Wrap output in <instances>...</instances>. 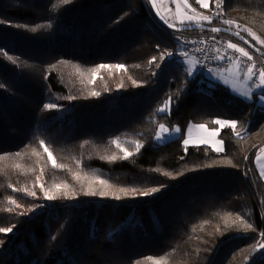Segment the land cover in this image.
<instances>
[{
	"label": "trees",
	"instance_id": "obj_1",
	"mask_svg": "<svg viewBox=\"0 0 264 264\" xmlns=\"http://www.w3.org/2000/svg\"><path fill=\"white\" fill-rule=\"evenodd\" d=\"M225 9L240 28L205 22L264 49L243 30L264 40V0ZM185 52L148 0H0V264H264V106L192 74ZM216 119L243 137L223 128L224 152L157 140Z\"/></svg>",
	"mask_w": 264,
	"mask_h": 264
},
{
	"label": "snow or ice",
	"instance_id": "obj_2",
	"mask_svg": "<svg viewBox=\"0 0 264 264\" xmlns=\"http://www.w3.org/2000/svg\"><path fill=\"white\" fill-rule=\"evenodd\" d=\"M60 2L62 4H68L71 2V0H60ZM173 2L177 3V10H179V0H173ZM223 2L224 0H216V8L219 9L215 14L217 16L221 15L222 14V5H223ZM151 3L152 5L155 7L156 5V0H151ZM196 3L199 4L200 6L204 7V8H207L209 7V0H196ZM183 4L188 8L190 9L193 13H196V10L194 8L191 7L190 4H188V0H183ZM184 16H185V19L187 21H194L196 23H200L201 20H211L212 17L211 16H204L202 14H199V13H196L195 15H188L187 13H184ZM163 18V17H162ZM183 22V21H182ZM224 23L225 24H228V25H233L235 24L237 28H240L241 25L237 23V21L235 20H231V19H228V20H224ZM173 27H175V25H172ZM37 27H40V26H37ZM36 29L33 28L32 31H35ZM244 31L248 32L250 35L254 36L257 40L260 41L261 44H264V40H261L259 36L256 35L255 32L252 31L251 28L247 27V26H244L243 28ZM212 31L214 32H219L221 31L220 28H213ZM240 33L237 32L236 35H239ZM227 47L228 48H231V49H234L236 50L237 52H239L241 55L245 56V57H248L249 60H251V56L249 55L248 51L245 50V48L243 47H239L237 44H234L232 42H228L227 44ZM169 56L172 55L171 53L168 54ZM182 55L184 56H187L188 53H182ZM8 59H12V57H8ZM221 59H223V57H221ZM153 61L156 60L155 57L152 58ZM192 61L190 60L189 61V64H191ZM239 63V62H237ZM100 69H106V68H111V67H115L117 69H125L126 70V66L125 65H122V64H118V65H106V64H101L98 66ZM94 73H95V70H93ZM245 75L247 76V79L248 80H253V77H258V82L256 81H253L254 82V85L255 87H264V68H260L258 70H256V65L253 63L251 66H249L247 69H246V72H245ZM134 84H136V81H133ZM93 96H98L100 95V93L98 92H93L91 93ZM251 94V91L249 90V92L245 93V95H250ZM171 105V98H169V100L165 103L164 107H162L160 109L161 112H165L169 109ZM44 107L46 109H53V108H56L57 105L55 104H46L44 105ZM214 124L216 125H219L218 128H212V129H209V133L211 136L215 137V136H218L220 131L227 127V128H230L234 135L237 136V137H240V138H243L242 135H241V132L240 131H236L237 129V125H238V122L237 121H229V120H221V119H216L213 121ZM194 127L196 128H201V129H206V125H195ZM161 130L162 131H167V129L165 128L164 125H161L160 126ZM176 131H180L179 129H176ZM158 138H159V134H158ZM113 143H117V145L119 146L118 142L117 141H113ZM200 144H209L215 151L217 152H224L225 151V148H224V141L223 140H217L215 142H213L212 140H200L199 141ZM39 144L43 147V150L45 153H47L51 163H52V166L53 167H60V168H64L66 167L65 165H61V164H57L56 163V160L55 158L53 157V154L52 152L49 151L48 147L45 145V142L43 140L39 141ZM184 144L187 145L189 144V140H185L184 141ZM136 147H137V150H139L140 147H142V145H140L139 143L136 144ZM124 153H125V156L124 158H128L132 155V153L128 152L127 149H123ZM260 152L262 154H264V148H261L260 149ZM19 155V154H17ZM0 159H2V157H0ZM107 159L109 160H115L117 159L116 156H111V157H108ZM260 159V156L257 157V160ZM80 161H77V164H79ZM17 167H19V165H17ZM261 175L264 176V166H262V170H261ZM101 184H105L107 183L106 181H103L101 180L100 181ZM41 187H43V185H41ZM55 187L57 189H59L61 187V185H55ZM25 191H27V189H25ZM121 191H123L125 193V195H127V190L125 189H122ZM133 191H135V189H133ZM159 191L158 188H152L150 189L149 191H145V192H142L140 193V195H144V196H147V195H150L154 192H157ZM30 195H35L34 192L32 193H29ZM89 194L91 195H96L97 193L96 192H90ZM99 195L101 196H104V195H108V193L106 192H103L101 191L99 193ZM57 197L55 195H47V199H56ZM117 199H119L120 197L117 196L116 197ZM12 203H15V201H12ZM9 211H11V209H8ZM243 218L241 217L240 220H242ZM226 223H228V220L225 221ZM232 223H236V221H231ZM246 228H251L252 225L250 224H246L245 225ZM12 231V228H0V232H11ZM261 235H264V233H262ZM259 247L261 248H264V244H260ZM149 259H152L151 257H149ZM161 259H164V258H161ZM156 264H160V261H157Z\"/></svg>",
	"mask_w": 264,
	"mask_h": 264
},
{
	"label": "rangeland",
	"instance_id": "obj_3",
	"mask_svg": "<svg viewBox=\"0 0 264 264\" xmlns=\"http://www.w3.org/2000/svg\"><path fill=\"white\" fill-rule=\"evenodd\" d=\"M167 2L168 0L162 2L161 7L163 9V14L167 15L169 19L173 22H175L176 20L194 22V21H187L185 19L184 13H187L188 15H195L196 13H199L204 16H207L208 12L206 11L211 7V0H209V7L207 8H204L199 4H197L196 0H188V4H190L191 7L196 10V13H193L183 4V0H179V4H180L179 10H177V3L173 2V0H171L170 4H167ZM201 21L205 22L207 20H201ZM238 46L242 47L240 45ZM190 60L192 61L191 64H189ZM185 61L188 64L190 72L192 74L195 73L194 58L189 56L186 57ZM215 68L216 67H213L212 70L209 71L206 75V77L210 81L221 83L227 86L228 88H230L237 95L247 100H254L257 104L264 106V87H255L253 82L254 77L253 80L247 79L245 72L248 67H244L240 65V63H237L235 61L231 63L230 66H223L217 69ZM249 90L251 91V94L245 95V93L249 92ZM201 124L206 125V129L194 127L195 125H201ZM164 126L167 129V131H162L161 128H159V132H158L159 138L157 137V140L159 142H166L181 136H184V141L189 140V144L187 145H201L199 143L200 140H212L213 142L217 140H222L219 135L215 137L211 136L208 130L212 128L204 123H190L185 129L181 128L180 126H176V127H168L167 125ZM176 129H179L180 131H176ZM204 145H209V144H204ZM223 146L225 148V143ZM262 148H264V146ZM258 156H260L259 160H257ZM262 166H264V154H262L259 150L256 156V168L258 170L259 176L264 180V176L261 175Z\"/></svg>",
	"mask_w": 264,
	"mask_h": 264
},
{
	"label": "built area",
	"instance_id": "obj_4",
	"mask_svg": "<svg viewBox=\"0 0 264 264\" xmlns=\"http://www.w3.org/2000/svg\"><path fill=\"white\" fill-rule=\"evenodd\" d=\"M225 1L222 5V14L217 16L215 13L219 10L216 8V0L212 10L207 16L218 20H235V17L228 14L225 9ZM162 25V24H161ZM163 26V25H162ZM166 30L180 38L186 44V51L196 61V70L203 78L214 66H228L233 62H239L244 67H249L253 63L256 65V70L264 68V57L260 56L247 46L235 41L228 35L216 32H191V31H175L163 26ZM228 42H235L246 48L251 60L248 57L241 55L234 49L228 48ZM223 57V59H221ZM258 77L254 76V81L258 82Z\"/></svg>",
	"mask_w": 264,
	"mask_h": 264
},
{
	"label": "water",
	"instance_id": "obj_5",
	"mask_svg": "<svg viewBox=\"0 0 264 264\" xmlns=\"http://www.w3.org/2000/svg\"><path fill=\"white\" fill-rule=\"evenodd\" d=\"M152 10L154 12V16L156 17V20L162 24L163 26L175 30V31H191V30H206V31H212L213 28H220L221 31L216 32V33H222L225 35H228L235 41L243 44L244 46H247L249 49L253 50L260 56L264 57V49L260 48L257 46L255 43H253L248 37H246L241 31L238 29H235L231 26H225V25H220V26H213L209 23L206 22H189V23H172L170 22L161 12L160 7L158 5V2L156 0V5L155 7L152 5L151 0H148ZM163 17V18H162ZM172 25H175L173 27ZM239 32V35H236V33Z\"/></svg>",
	"mask_w": 264,
	"mask_h": 264
},
{
	"label": "crops",
	"instance_id": "obj_6",
	"mask_svg": "<svg viewBox=\"0 0 264 264\" xmlns=\"http://www.w3.org/2000/svg\"><path fill=\"white\" fill-rule=\"evenodd\" d=\"M166 0H157V2H158V5H159V7H160V10H161V12L163 13V9H162V7H161V5H162V2H165ZM194 2V1H193ZM171 3V0H168V2H167V4H170ZM166 4V5H167ZM167 7H169V6H167ZM164 15V14H163ZM170 22H172V23H189V22H186V21H178V20H176L175 22H173V21H171L170 19H169V17L167 16V15H164ZM201 22H204V21H201ZM232 43H234V44H237V43H235V42H232ZM239 45V44H238ZM244 48V47H243ZM245 50H246V48H245ZM195 60V59H194ZM196 63V62H195ZM231 65V64H230ZM230 65H228V66H230ZM195 67H196V64H195ZM214 67H216L215 69H217V68H221V67H223V65L222 66H214Z\"/></svg>",
	"mask_w": 264,
	"mask_h": 264
}]
</instances>
